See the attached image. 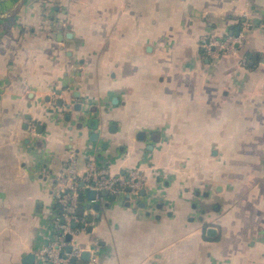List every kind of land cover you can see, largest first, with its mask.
I'll return each instance as SVG.
<instances>
[{"label": "crops", "instance_id": "0c3cea01", "mask_svg": "<svg viewBox=\"0 0 264 264\" xmlns=\"http://www.w3.org/2000/svg\"><path fill=\"white\" fill-rule=\"evenodd\" d=\"M243 28L255 66L200 46ZM89 161L142 179L80 183L97 264H264V0H0V264H39Z\"/></svg>", "mask_w": 264, "mask_h": 264}, {"label": "built area", "instance_id": "2783aa9c", "mask_svg": "<svg viewBox=\"0 0 264 264\" xmlns=\"http://www.w3.org/2000/svg\"><path fill=\"white\" fill-rule=\"evenodd\" d=\"M243 28L237 35L231 34L224 38L203 37L200 46L212 58L219 56H237L245 43ZM246 58L240 57V65L246 64ZM141 176L138 171H131L125 176L111 175L106 168H98L92 161L80 175L74 165L63 168L59 178V188L55 194L59 212L54 217L50 242L36 251L39 264H81L83 249L75 242L76 235L84 231L85 219L76 213L80 183L82 186L98 193L102 190L110 195H116L131 189L136 193L139 189ZM69 237V239L67 238ZM85 264H97L95 252H90Z\"/></svg>", "mask_w": 264, "mask_h": 264}, {"label": "water", "instance_id": "95a60500", "mask_svg": "<svg viewBox=\"0 0 264 264\" xmlns=\"http://www.w3.org/2000/svg\"><path fill=\"white\" fill-rule=\"evenodd\" d=\"M237 32H238V30H236V33H237ZM57 94H60V91H57ZM88 193H89V197H90V198H93L94 195L96 194V192L93 191V190H89ZM101 193L104 194V195H106L107 191L102 190ZM81 197H82V193L79 194V200L81 199ZM79 211H80V210H79ZM67 238L69 239V237H67ZM81 258H82L84 261H87L88 258H89V252L84 251V252L82 253ZM33 261H34V255L29 254V255H27L26 257H24V259H23V261H22V264H32Z\"/></svg>", "mask_w": 264, "mask_h": 264}, {"label": "trees", "instance_id": "16d2710c", "mask_svg": "<svg viewBox=\"0 0 264 264\" xmlns=\"http://www.w3.org/2000/svg\"><path fill=\"white\" fill-rule=\"evenodd\" d=\"M222 38V37H221ZM243 55V57H246L247 59V63H246V67H252V64L254 65L256 62V56L254 53L251 52H243V48L240 49L239 51V57H241ZM237 57V56H234ZM255 66V65H254Z\"/></svg>", "mask_w": 264, "mask_h": 264}]
</instances>
